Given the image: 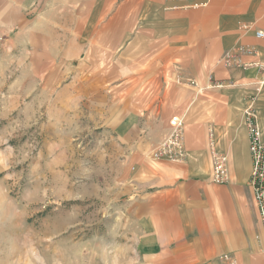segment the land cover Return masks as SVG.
Returning a JSON list of instances; mask_svg holds the SVG:
<instances>
[{"label":"crops","instance_id":"0c3cea01","mask_svg":"<svg viewBox=\"0 0 264 264\" xmlns=\"http://www.w3.org/2000/svg\"><path fill=\"white\" fill-rule=\"evenodd\" d=\"M190 2L0 0V40L20 38L38 76L70 86L99 120L132 244L123 264H222L224 255L264 264L245 126L251 108L264 144V39L255 35L264 0ZM240 45L255 49L242 66L219 61ZM172 116L183 120L186 159L152 161ZM211 140L227 156L225 183L212 180Z\"/></svg>","mask_w":264,"mask_h":264},{"label":"rangeland","instance_id":"374dc122","mask_svg":"<svg viewBox=\"0 0 264 264\" xmlns=\"http://www.w3.org/2000/svg\"><path fill=\"white\" fill-rule=\"evenodd\" d=\"M20 40H0V264H123L103 128Z\"/></svg>","mask_w":264,"mask_h":264},{"label":"built area","instance_id":"2783aa9c","mask_svg":"<svg viewBox=\"0 0 264 264\" xmlns=\"http://www.w3.org/2000/svg\"><path fill=\"white\" fill-rule=\"evenodd\" d=\"M207 3L208 0H191L189 6L199 7ZM255 35L264 39L262 30H256ZM243 54L253 55L255 54V49L250 46L240 45L225 51L220 56L219 61L227 67H240L243 64L241 61ZM176 77L179 81L185 80L195 85L192 79L184 78L180 70H177ZM222 85L216 84V86ZM169 124L170 131L165 140L150 152L152 161L160 159L183 161L186 159L183 120L178 116H172ZM245 126L248 132V147L252 159L249 184L253 188L255 203L264 231V144L261 142V131L257 125L254 110L251 108L245 111ZM209 146L212 160V180L217 183H225L228 180L227 156L214 149L212 140L209 142ZM222 264H237V262L230 255H224Z\"/></svg>","mask_w":264,"mask_h":264}]
</instances>
